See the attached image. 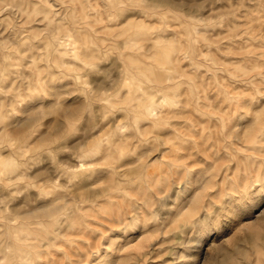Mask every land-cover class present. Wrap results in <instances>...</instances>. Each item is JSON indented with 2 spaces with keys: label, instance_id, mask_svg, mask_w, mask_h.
<instances>
[{
  "label": "rangeland",
  "instance_id": "obj_1",
  "mask_svg": "<svg viewBox=\"0 0 264 264\" xmlns=\"http://www.w3.org/2000/svg\"><path fill=\"white\" fill-rule=\"evenodd\" d=\"M263 76L264 0H0V264H264L181 227L264 181Z\"/></svg>",
  "mask_w": 264,
  "mask_h": 264
},
{
  "label": "snow or ice",
  "instance_id": "obj_2",
  "mask_svg": "<svg viewBox=\"0 0 264 264\" xmlns=\"http://www.w3.org/2000/svg\"><path fill=\"white\" fill-rule=\"evenodd\" d=\"M44 102L43 96H37L26 107H35ZM253 103L256 107L264 105V98H253ZM223 208L225 210L224 219L217 220L221 211L218 209L215 215L204 214L198 219L185 222L181 227L187 228L188 232L193 234V241H200L207 248L212 239L219 238L221 233L227 236L233 230V226L242 220L252 222L259 217L261 223L264 224V181L250 186L249 190L241 192L235 199L227 201ZM126 228L135 230L134 232L130 231L129 235H139L142 224L136 219H132ZM201 260H203V256H201Z\"/></svg>",
  "mask_w": 264,
  "mask_h": 264
},
{
  "label": "bare ground",
  "instance_id": "obj_3",
  "mask_svg": "<svg viewBox=\"0 0 264 264\" xmlns=\"http://www.w3.org/2000/svg\"><path fill=\"white\" fill-rule=\"evenodd\" d=\"M192 39H193V38H192ZM261 45H262V44H261ZM259 47H260V46H259ZM256 53H257V52H256ZM251 70H252V69H251ZM257 75H258V74H257ZM256 77H257V76H256ZM257 78H258V77H257ZM263 78H264V76H263ZM259 81H260V80H259ZM38 115H39V114H38ZM44 209H45V208H44ZM44 209H43V210H44ZM52 210H53V209H52Z\"/></svg>",
  "mask_w": 264,
  "mask_h": 264
}]
</instances>
